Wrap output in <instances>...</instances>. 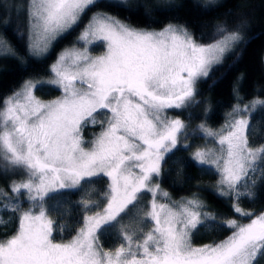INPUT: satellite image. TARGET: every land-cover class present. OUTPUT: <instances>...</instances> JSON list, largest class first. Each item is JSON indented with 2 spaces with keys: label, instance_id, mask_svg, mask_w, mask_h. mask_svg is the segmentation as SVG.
Returning a JSON list of instances; mask_svg holds the SVG:
<instances>
[{
  "label": "snow or ice",
  "instance_id": "6c2138e0",
  "mask_svg": "<svg viewBox=\"0 0 264 264\" xmlns=\"http://www.w3.org/2000/svg\"><path fill=\"white\" fill-rule=\"evenodd\" d=\"M125 7L126 0H114ZM101 0H28L26 52L47 54L51 43L71 31ZM131 11L132 9H127ZM217 37L202 43L183 25L160 30L138 28L104 11L93 12L77 42L52 65V78L25 80L0 100V172L12 171L7 189L0 188V211L17 219L16 230L0 238V264H259L264 259V212L240 206L255 195L256 174L264 180V144L252 145L247 131L254 100L234 106L219 130L200 123L193 130L214 142L196 146L191 159L218 176L217 193L233 201V211L248 217L224 222L231 234L215 244L194 246L192 233L216 217L203 211L197 196L172 200L158 182L166 157L187 149L188 125L169 110L185 109L196 100V85L223 63L243 36L239 28L216 27ZM103 47L93 55L90 47ZM0 55L23 63L4 36ZM61 90L44 101L35 95L43 84ZM99 126L86 140L84 129ZM107 177L105 205L91 199L93 178ZM81 190V226L67 241L56 240L50 204L53 193ZM144 194L150 199L140 207ZM27 202L24 207L21 198ZM137 209L129 223L125 217ZM0 216V225L5 224ZM116 227L122 240L115 249L99 243L102 229Z\"/></svg>",
  "mask_w": 264,
  "mask_h": 264
},
{
  "label": "trees",
  "instance_id": "16d2710c",
  "mask_svg": "<svg viewBox=\"0 0 264 264\" xmlns=\"http://www.w3.org/2000/svg\"><path fill=\"white\" fill-rule=\"evenodd\" d=\"M19 1L26 5L27 0ZM10 4V0H0V36H4L23 57V63L11 56L0 55V100L20 88L25 80L48 75L56 53L62 47L74 43L81 25L98 10L117 16L138 28L160 29L169 23L183 25L202 43L218 38L215 31L218 25L239 28L243 40L224 58L222 64L212 68L208 77L197 82L196 100L199 103L181 110H169V115L180 117L188 125L189 135L186 140L181 139L189 147L184 149L178 146L173 154L166 157L158 182L172 200L197 195L206 205L203 211L216 217L215 223L205 222L198 226L192 233V244L217 243L231 234V229L223 226L225 221L235 219L245 223L249 220L233 211L231 199L218 195V176L215 171L200 166L191 156L196 146H213L212 141L193 131L197 125L206 123L212 129L219 130L225 125L234 106L243 108L251 105L254 100H264V0H126L127 8L116 6L114 0H101L100 9H90L78 25L52 42L47 54L39 57L30 56L26 52L29 43L27 19L19 16L18 10H14V4ZM45 86H39L37 90L42 92ZM51 88L52 93L46 98L56 95L54 93L57 89ZM247 115L250 144H264V107L250 109ZM99 130L98 125L88 126L84 129L85 139L90 141ZM19 178L12 171L0 172V188L7 189L10 179ZM107 185V177L93 178L91 199L99 204L94 210L105 205L103 193ZM254 191L252 198H241L240 206L255 215L264 211V180L260 172L256 174ZM51 195L50 204L59 201L63 205L59 212L52 213L57 225L63 226V231L59 228L54 231V238L67 241L81 226L83 211L77 201L83 192L62 190ZM21 199L24 207H27L26 200L23 197ZM149 199L150 195L144 194L140 207ZM136 212L137 209H133L125 217L124 223L133 220ZM0 216L6 221L0 225V238H3L16 230L17 219L11 212L0 211ZM99 239L107 250L115 249L122 242L116 227L102 229ZM259 264H264V259Z\"/></svg>",
  "mask_w": 264,
  "mask_h": 264
},
{
  "label": "rangeland",
  "instance_id": "374dc122",
  "mask_svg": "<svg viewBox=\"0 0 264 264\" xmlns=\"http://www.w3.org/2000/svg\"><path fill=\"white\" fill-rule=\"evenodd\" d=\"M8 1H9V0H8ZM213 1H215V0H213ZM10 3H11V4H12V3L14 4V10H15V9L18 10V15H19V16H22L23 18H26V19H27L26 15H25V8H26V6H27L28 0L26 1V5H25V4H22L19 0H10ZM11 4H10V5H11ZM10 7H11V6H10ZM86 18H87V17H86ZM88 20H89V18H87L86 21H85V23H84L83 25H81L80 30H79V31L77 32V34L75 35L76 39H74V43H73L72 45H67V46H65V47H62V48L56 53L55 58H54V59L52 60V62L50 63V66H49V74L46 75V76H44V77H40V78H32V79H41V80H45V81L51 79V78H52L51 68H52V65L56 63V61H57L59 55H60L62 52H64L65 50H67V49H71L72 47H83V44H82V43H78V42H77V38H78L80 32L82 31V29L84 28V26L86 25V23L88 22ZM160 29H161V28H160ZM160 29H155V30H160ZM89 50H90V52H91L93 55H100V54H102V52H103L104 49H103L102 46H100V45L97 44V45H93V46H91ZM27 80H28V79H27ZM43 85H46V86L43 87L42 92H39L37 89L35 90V95H36L37 97H39L41 100H44V101H50V100H53V99L58 98V97L62 94V93H61V90H60L58 87L54 86V85H50V84H47V83H45V84H43ZM51 87H55V89H57V92L54 93V94H56V95H55V96H52L51 98H46L47 96L51 95V93H52V90H53V89H52ZM18 89H20V88H18ZM18 89H17V90H18ZM42 93H45V94H42ZM8 96H9V95H8ZM8 96H6V97H8ZM6 97H5V98H6ZM170 116H172V115H170ZM175 117H178V116H175ZM179 118H180V117H179ZM245 118H247V119L249 120V115H246ZM180 119H181V118H180ZM247 135H248V131H247ZM213 146H215L214 142H213ZM101 209H102V208H100V209H96V210H94V211H99V210H101ZM262 212H264V211H262ZM248 222H249V220L246 221L245 223H248ZM228 236H229V235H228ZM228 236H227V237H228ZM227 237H225L224 239L218 241L217 243H219V242L225 240ZM99 243H100V239H99ZM121 243H122V242H121ZM100 244H101V243H100ZM206 244H211V243H205V244H193V245L199 247V246H203V245H206ZM212 244H215V243H212ZM105 250H107V249H105Z\"/></svg>",
  "mask_w": 264,
  "mask_h": 264
}]
</instances>
